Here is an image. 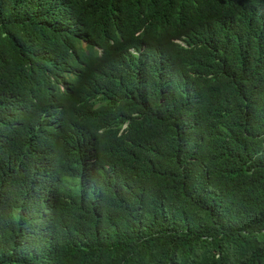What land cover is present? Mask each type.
<instances>
[{
	"label": "trees",
	"instance_id": "obj_1",
	"mask_svg": "<svg viewBox=\"0 0 264 264\" xmlns=\"http://www.w3.org/2000/svg\"><path fill=\"white\" fill-rule=\"evenodd\" d=\"M0 264H264V0H0Z\"/></svg>",
	"mask_w": 264,
	"mask_h": 264
}]
</instances>
